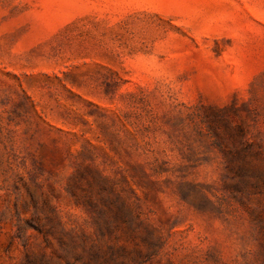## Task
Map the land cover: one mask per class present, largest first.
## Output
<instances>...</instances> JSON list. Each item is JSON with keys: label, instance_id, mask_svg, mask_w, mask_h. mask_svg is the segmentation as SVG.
<instances>
[{"label": "rangeland", "instance_id": "obj_1", "mask_svg": "<svg viewBox=\"0 0 264 264\" xmlns=\"http://www.w3.org/2000/svg\"><path fill=\"white\" fill-rule=\"evenodd\" d=\"M0 264H264V0H0Z\"/></svg>", "mask_w": 264, "mask_h": 264}]
</instances>
